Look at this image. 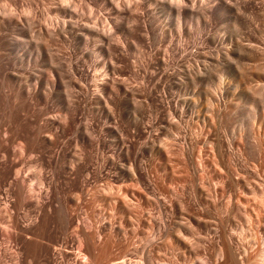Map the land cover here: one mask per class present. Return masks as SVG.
Listing matches in <instances>:
<instances>
[{
  "label": "rangeland",
  "instance_id": "374dc122",
  "mask_svg": "<svg viewBox=\"0 0 264 264\" xmlns=\"http://www.w3.org/2000/svg\"><path fill=\"white\" fill-rule=\"evenodd\" d=\"M197 1L0 0V264H260L264 0Z\"/></svg>",
  "mask_w": 264,
  "mask_h": 264
},
{
  "label": "bare ground",
  "instance_id": "6f19581e",
  "mask_svg": "<svg viewBox=\"0 0 264 264\" xmlns=\"http://www.w3.org/2000/svg\"><path fill=\"white\" fill-rule=\"evenodd\" d=\"M105 1H107V2H111V0H105ZM118 1V0H117ZM191 0H173V3L174 4H176L178 7H181V5H182V3L183 2H190ZM197 1V0H196ZM129 2V1H128ZM197 2H199V0L197 1ZM112 3H114L113 2V0H112ZM129 4V3H128ZM114 6H116V5H114ZM117 7V6H116ZM129 7V6H128ZM118 9H120L119 7H117ZM117 9V10H118ZM128 9V8H127ZM124 10V9H123ZM93 27V26H92ZM87 28H89V26H87ZM83 29V28H82ZM92 29V28H91ZM86 30V29H85ZM93 30H97L96 28L95 29H93ZM102 32V31H101ZM98 33H99V31H98ZM103 34V33H102ZM110 39V38H109ZM103 89L104 90H108L109 88L107 87V86H104L103 87ZM263 179V178H262ZM236 187L237 188H243V187H247V188H251V190H253V192H256L257 191V189H261V186L262 185H260L261 183H259L258 181H256V180H252V181H250V180H246V179H236ZM235 182V181H234ZM264 184V183H263ZM262 188H263V186H262ZM238 190V189H237ZM241 191V190H240ZM238 193H241V192H239L238 191ZM243 194H245V193H243ZM254 194H256V193H254ZM262 194V193H261ZM241 196H243L242 194H240ZM246 195V194H245ZM244 195V197H248V196H245ZM235 196H236V199L238 200V201H240V198H238L239 196L237 195V194H235ZM238 196V197H237ZM259 198V199H258ZM263 198L262 196L261 197H256V200L258 199L259 200V202H260V200ZM245 199H247V198H245ZM231 200H232V198H231ZM248 201V200H247ZM262 201H263V199H262ZM261 201V202H262ZM235 202H237V201H235ZM241 203V202H240ZM255 203V202H254ZM258 203V202H257ZM245 205V204H244ZM243 205V206H244ZM251 205V204H250ZM242 206V205H241ZM246 207V206H245ZM248 207H250V206H248ZM247 208V207H246ZM253 209H255L254 211L256 212V217L255 218H257V222H258V227L259 228H263L264 229V201H263V203H260L258 206H257V208H255V207H252ZM250 209H251V207H250ZM252 209V210H253ZM245 211H246V209H245ZM255 212H253V213H255ZM248 215V213H246L245 212V215ZM244 215V216H245ZM246 217V216H245ZM250 217V216H249ZM252 219V218H251ZM254 219V218H253ZM249 220H250V218H249ZM250 221H252V220H250ZM247 223H249V222H247ZM250 223H253V222H250ZM249 223V225H253V224H250ZM256 223V222H255ZM254 223V224H255ZM256 225V224H255ZM251 229H253V226H252V228ZM259 231V230H258ZM258 234H260V236L262 237L263 235H264V231L263 232H260L259 231V233ZM262 252V251H261ZM262 255H261V261H259L260 262V264H264V251L261 253Z\"/></svg>",
  "mask_w": 264,
  "mask_h": 264
}]
</instances>
